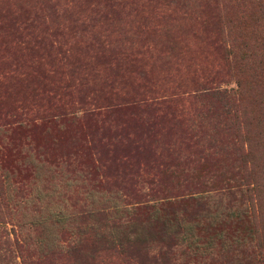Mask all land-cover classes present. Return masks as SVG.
<instances>
[{"label": "rangeland", "instance_id": "rangeland-1", "mask_svg": "<svg viewBox=\"0 0 264 264\" xmlns=\"http://www.w3.org/2000/svg\"><path fill=\"white\" fill-rule=\"evenodd\" d=\"M26 2L0 0V7L15 8ZM56 2L57 10L66 6L63 0H51L46 10L52 9L48 5ZM163 7H168L170 15L156 18L154 10ZM113 12L118 32L135 26L145 29L137 44L152 42L155 46L154 51L144 55L142 65L156 87L170 95L171 110H178L181 115L175 123L170 119L157 120L156 128L146 134L150 153H155L159 162L167 163L157 175L149 168L143 172L156 177L160 189L156 197L164 194L187 197L189 191L191 195H214L224 187L233 189V185L243 180L258 197V206L254 205L258 215L245 222L243 228L261 230L264 0H123ZM202 18L208 21L207 25L201 24ZM257 40L261 47L256 45ZM245 53L246 59L239 61ZM207 78L211 81H206ZM193 80L199 83L193 84ZM223 90L230 93L226 100L210 98ZM9 107L10 101L0 107V112L5 113L0 119V242L7 240L11 251L1 246L0 253L5 251L17 264L21 259L33 262L40 244L47 248L41 264H78L80 259L85 260L84 264H139L140 257L144 264L193 263L192 257L181 253L182 247L167 251L159 241L140 246L139 255L135 256L132 250L116 248L102 249L96 254V250L88 249L91 235L85 241L80 240V244L76 239V227L86 221L83 219L86 211L109 212L113 200L118 209L153 202L150 196H143L144 202L137 203L138 199L120 191L102 196L91 190L100 173L90 169L95 160L86 142L89 135L95 138L121 132L115 131L114 124L124 129L123 133L141 132L147 115L122 111L112 117L115 121L99 123L85 122L76 111L73 114L76 118L63 124L36 121L15 127L6 124ZM206 108H211V114L203 120L204 125L191 132L190 123L196 110L204 112ZM58 157L63 160L53 167L50 163ZM144 190L145 184L139 188L140 192ZM89 200L91 204L86 203ZM145 215L144 210L137 212L139 219ZM12 243H18L21 250L14 249ZM245 249L250 255L243 256L251 258L254 247ZM164 251L166 254L161 253ZM214 256L222 259L219 253ZM229 256L242 257V254L233 252ZM199 259L203 262L199 256L194 264Z\"/></svg>", "mask_w": 264, "mask_h": 264}, {"label": "trees", "instance_id": "trees-1", "mask_svg": "<svg viewBox=\"0 0 264 264\" xmlns=\"http://www.w3.org/2000/svg\"><path fill=\"white\" fill-rule=\"evenodd\" d=\"M27 1L15 8L0 7V107L10 101L6 124L20 127L37 121L59 125L76 118V111L85 122L99 123L115 121L112 117L122 111L147 115L141 132L123 133L124 129L114 124L115 131L121 132L95 138L89 135L86 142L95 160L90 169L100 173L91 190L111 196L120 191L138 199L137 203L144 202L143 196H150L153 202L118 209L113 200L109 212L86 211V221L76 227L79 244L91 235L88 249L96 250V254L116 248L132 250L138 256L140 246L159 241L164 250L172 252L174 247H182L181 253L193 258V263L181 264H194L199 256L203 262L199 259L196 264H264V226L259 231L243 228L245 222L258 215L254 211L258 197L253 195V187L241 180L233 189L224 187L214 195H191L189 191L187 197H156L160 191L156 177L143 175L145 168L157 175L167 167L165 161L159 162L158 156L150 153L146 134L156 128L157 120L170 119L175 123L181 115L178 110H171L170 95L156 87L142 65L144 55L154 51L155 46L152 42L137 44L145 29L135 26L118 32L113 10L123 0H63V10H57L56 2L48 5L52 8L48 11L46 5L51 0ZM182 7L187 5L183 3ZM153 14L156 18L165 17L170 11L163 7ZM201 24L207 25L208 21L202 18ZM256 45L261 47L258 40ZM246 56L243 54L239 61L243 62ZM214 95L210 98L221 101L230 93L223 90ZM4 114L0 112V119ZM209 114L211 108L196 110L191 132L204 125ZM140 158L143 160L137 162ZM61 160L58 157L50 164L57 167ZM144 184L147 190L140 192ZM86 203L91 204L92 200ZM139 210L145 211L144 218H138ZM250 245L254 247L252 253L250 250L253 255L245 258L243 255H250L245 249ZM1 246L11 251L7 240H2L0 249ZM12 247L21 250L18 243H12ZM38 247L36 260L21 259L20 264H41L47 248L40 244ZM4 252L0 253L2 264H17ZM233 252L242 257L231 258L229 254ZM217 253L222 259L214 256ZM138 261L144 264L141 257ZM84 262L80 259L78 264Z\"/></svg>", "mask_w": 264, "mask_h": 264}]
</instances>
